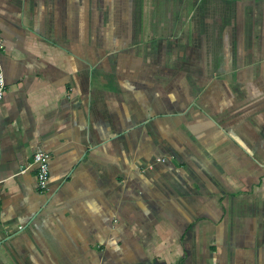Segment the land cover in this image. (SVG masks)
Masks as SVG:
<instances>
[{
	"label": "crops",
	"instance_id": "crops-1",
	"mask_svg": "<svg viewBox=\"0 0 264 264\" xmlns=\"http://www.w3.org/2000/svg\"><path fill=\"white\" fill-rule=\"evenodd\" d=\"M0 33V264H264V0H0Z\"/></svg>",
	"mask_w": 264,
	"mask_h": 264
},
{
	"label": "built area",
	"instance_id": "built-area-1",
	"mask_svg": "<svg viewBox=\"0 0 264 264\" xmlns=\"http://www.w3.org/2000/svg\"><path fill=\"white\" fill-rule=\"evenodd\" d=\"M4 50V43L0 33V54ZM1 60H0V100L3 98L6 85L1 71ZM32 165L36 167L37 173V187L40 192H45L48 188V179H49V165H48V154L44 152H37L32 158ZM29 166L20 170L24 172Z\"/></svg>",
	"mask_w": 264,
	"mask_h": 264
}]
</instances>
